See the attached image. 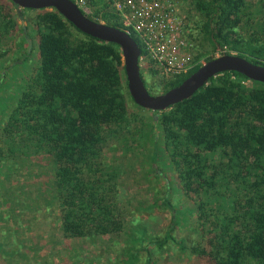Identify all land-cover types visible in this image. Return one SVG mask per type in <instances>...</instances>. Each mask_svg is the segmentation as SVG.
Returning <instances> with one entry per match:
<instances>
[{"label":"trees","instance_id":"1","mask_svg":"<svg viewBox=\"0 0 264 264\" xmlns=\"http://www.w3.org/2000/svg\"><path fill=\"white\" fill-rule=\"evenodd\" d=\"M183 1L192 22L190 36L195 40L210 45L213 53L227 47L225 53L234 50L254 63L264 64V55L256 51L264 49V23L260 32L255 29L247 37L240 30L253 5L246 0ZM88 2L92 13L86 14L90 18L123 28L111 13L108 0ZM258 7L264 8V0ZM18 8L12 0H0V90L7 78H15L9 75L13 66H21L14 61L18 57L14 52L22 50L21 34L26 41L30 36L29 27L17 23L23 18ZM34 10L37 14L31 27L38 39L39 64L21 90L7 97L16 100L10 115L0 122V162L7 165L6 175L0 165V188L5 189L1 176H9L14 170L18 160L15 153L34 152L51 158L55 164L50 171L58 193L61 231L66 238L96 240L116 235L123 244V264H156L160 253L156 249L165 251L169 247L181 257L192 256L196 264H264V83L236 71H225L191 97L165 110L148 109L153 114L139 126L149 125L153 134L146 160L154 163L166 155L177 172L174 180L182 185L185 195L201 193L209 184L206 174L211 169L202 159L201 150L224 152L230 163L222 162L221 168L211 166L212 174L214 178L220 174L238 182L233 209L225 215L218 214L214 207L216 214L213 212L211 218L203 202L188 208L198 214L199 231L192 230L198 239L176 235L182 211L179 202L167 197L162 202L170 209V222L161 233L149 236L146 226H138V231L134 226L127 229L126 210L98 152L108 129L131 114L135 119L143 118L135 115L130 102L147 110L129 92L120 46L82 32L56 9ZM132 36L144 53L139 38ZM27 45L32 50L29 41ZM29 50L26 58L31 55ZM201 65L167 79L150 70L151 79L146 76L144 81L151 93L165 92ZM157 130L161 136H157ZM6 136L16 147L3 142L1 138ZM132 139L137 141V136ZM161 143L164 152L159 155ZM5 159L10 163H4ZM151 169L158 171L152 164Z\"/></svg>","mask_w":264,"mask_h":264},{"label":"rangeland","instance_id":"2","mask_svg":"<svg viewBox=\"0 0 264 264\" xmlns=\"http://www.w3.org/2000/svg\"><path fill=\"white\" fill-rule=\"evenodd\" d=\"M246 1L253 7L247 11L248 16H245L240 25L241 33L245 37L255 29L260 32L264 23V8L258 7L260 0ZM17 10L23 16L17 19V23L19 26L29 27L28 41L33 48L29 50L28 41L21 34L19 46L22 50L14 52V55L18 56L14 61L21 66H13L9 75L12 74L15 78H11V81L7 78L6 87L0 90V122L10 115L16 100L15 98L8 100L7 97L14 96L17 90H21L39 64L38 39L31 27L37 11L24 8ZM191 27L192 22L189 28L190 34ZM17 28L19 33L20 28ZM192 39L196 44H191L187 50L192 54L195 65L205 63L210 56H219L229 51L225 47L213 53L210 45H206L204 41L195 40L194 37ZM253 49L256 47L253 46ZM26 50L31 53L27 58ZM256 51L264 55V49H256ZM230 53L238 54L234 50ZM262 62L264 63V58ZM149 68L152 67H142L143 78L148 76L151 79L150 74L148 75ZM130 106L135 115L143 116L144 119H135L134 114L128 115L122 122L108 129L98 150L99 158L107 164V173L115 183L120 204L126 210L129 220L127 229L134 226L133 228L138 231V226L142 225L149 228V236L154 237L157 233H161L171 218L170 209L162 202L167 197L175 203L179 202V208L182 211L181 225L176 228V235L188 234L198 239V234L194 232L199 231L198 222L196 223L198 214L189 212L188 208L196 207L199 202H203L204 210L209 212L211 218H214V213L216 214L214 207L220 215H225V211L233 209L232 202L237 195V180L232 177H222L220 174L214 178L213 167L211 168V166L221 168V163L228 164L230 159L222 151L201 150L202 159L207 161L211 169L206 174L207 182L210 180L209 184L201 193L185 195L181 191L182 185L174 180L177 178L175 167L166 159V155H161L164 152L162 143L158 152L163 158L161 160L159 158L154 163L146 160L148 152L152 150L153 134L149 125L144 124L142 128L139 126L147 123L149 121L147 117H151L153 113L148 109L138 108L132 102ZM135 135L137 141L132 139ZM158 135L161 136L159 130H157ZM1 139L12 147H16L8 136ZM145 151H147L146 154ZM15 154L18 160L13 164L14 170L9 176L8 174L5 176L7 165H1L3 163L0 162L1 170L5 171V175L1 176L5 189L0 188V264H123L120 259L123 244L116 235L114 237L111 234L96 240L89 237L71 239L63 236L58 214V193L53 172L50 171L55 166L53 160L34 152L23 154L19 151ZM15 159L13 155L12 160ZM3 162L10 163L8 159ZM151 164L158 169L157 172L151 169ZM214 181L219 182L214 184ZM178 187L180 189L177 190ZM169 244L171 245L172 242L169 241ZM172 247L176 249L175 245ZM153 248L156 249L155 246ZM156 250L161 253H158L159 257L155 259L156 264H196L192 256L181 257L170 247L165 251L159 248Z\"/></svg>","mask_w":264,"mask_h":264},{"label":"water","instance_id":"3","mask_svg":"<svg viewBox=\"0 0 264 264\" xmlns=\"http://www.w3.org/2000/svg\"><path fill=\"white\" fill-rule=\"evenodd\" d=\"M20 8H53L82 32L120 46L127 85L134 101L143 108L162 111L191 97L208 81L225 71H236L253 81L264 83V64L254 63L236 53H223L203 63L181 84L161 93H151L140 69L142 48L129 32L122 28L90 18L74 0H12ZM157 118V116H155Z\"/></svg>","mask_w":264,"mask_h":264},{"label":"built area","instance_id":"4","mask_svg":"<svg viewBox=\"0 0 264 264\" xmlns=\"http://www.w3.org/2000/svg\"><path fill=\"white\" fill-rule=\"evenodd\" d=\"M81 9L92 12L88 0H76ZM111 13L121 21L125 31L143 44L140 69L152 67L157 75L171 78L188 73L194 66L191 25L183 0H108ZM193 50V48H192ZM191 50V51H192Z\"/></svg>","mask_w":264,"mask_h":264}]
</instances>
